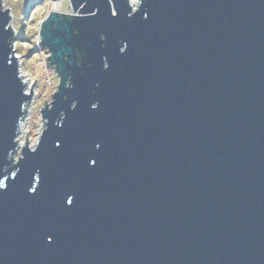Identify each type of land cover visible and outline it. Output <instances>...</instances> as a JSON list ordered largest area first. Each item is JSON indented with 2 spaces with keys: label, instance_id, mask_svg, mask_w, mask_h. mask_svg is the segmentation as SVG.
<instances>
[{
  "label": "water",
  "instance_id": "water-1",
  "mask_svg": "<svg viewBox=\"0 0 264 264\" xmlns=\"http://www.w3.org/2000/svg\"><path fill=\"white\" fill-rule=\"evenodd\" d=\"M70 3L14 162L32 95L0 0V264H264V0Z\"/></svg>",
  "mask_w": 264,
  "mask_h": 264
},
{
  "label": "rangeland",
  "instance_id": "rangeland-1",
  "mask_svg": "<svg viewBox=\"0 0 264 264\" xmlns=\"http://www.w3.org/2000/svg\"><path fill=\"white\" fill-rule=\"evenodd\" d=\"M6 8L11 9L14 18L12 24L17 30L18 40L16 42L21 55L20 65L27 82V92L32 98L26 104V117L18 133V149L12 156L14 162L17 159L21 147H32L38 139V134L43 128L40 110L48 106L53 93L57 90L59 76L54 66L48 64L50 56L47 49L39 45L40 36L38 33L40 22L51 6L50 0H3ZM69 3L64 2L62 9L66 10ZM35 80V81H34ZM26 135V137H25Z\"/></svg>",
  "mask_w": 264,
  "mask_h": 264
},
{
  "label": "built area",
  "instance_id": "built-area-1",
  "mask_svg": "<svg viewBox=\"0 0 264 264\" xmlns=\"http://www.w3.org/2000/svg\"><path fill=\"white\" fill-rule=\"evenodd\" d=\"M50 1H51V6H50V9L48 10V13L45 15V18L49 15L50 12H56V13L61 12V13L65 14V15H67V16L76 14L73 11V9H72L71 4H69V6H68V8L66 10L62 9V4L64 2L69 3L70 0H50ZM128 1H129L130 6H132V7H135L136 4L138 3V0H128ZM1 4H2L4 9H6V10L8 9L9 10L8 14L10 16V19L8 21V26L10 27L11 32L13 34V41H12V44H11L12 45V52H13V55H14L16 61H17L18 75H20L22 81L25 83V85H26V90L25 91H26V93H28L27 92L28 85H27V82L25 80V75H23V73H22L23 71H22L21 65H20L21 55L17 54V52H19L17 44H16V42L18 40V34H17V30L14 28V24H12V20H13L14 16H13V14H11V9L9 7L6 8L5 4L3 3V0H1ZM26 108H27V106H26ZM24 118H23V120H24ZM22 123H23V121H22ZM22 123L20 124V126L22 125Z\"/></svg>",
  "mask_w": 264,
  "mask_h": 264
},
{
  "label": "bare ground",
  "instance_id": "bare-ground-1",
  "mask_svg": "<svg viewBox=\"0 0 264 264\" xmlns=\"http://www.w3.org/2000/svg\"><path fill=\"white\" fill-rule=\"evenodd\" d=\"M76 14L75 15H78V12L77 11H74ZM61 13V12H60Z\"/></svg>",
  "mask_w": 264,
  "mask_h": 264
}]
</instances>
